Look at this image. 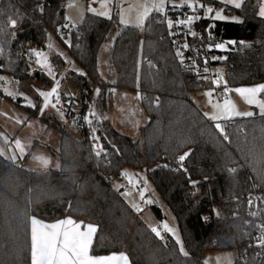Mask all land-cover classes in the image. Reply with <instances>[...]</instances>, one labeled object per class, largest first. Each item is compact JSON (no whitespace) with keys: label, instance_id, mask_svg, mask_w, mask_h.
Masks as SVG:
<instances>
[{"label":"trees","instance_id":"trees-1","mask_svg":"<svg viewBox=\"0 0 264 264\" xmlns=\"http://www.w3.org/2000/svg\"><path fill=\"white\" fill-rule=\"evenodd\" d=\"M202 1L242 18L213 20V37L248 45L218 53L216 62L227 66L228 85L264 81L263 0H244L239 9L219 0ZM67 22L66 0H0V71L21 82L51 86L52 78L41 71L36 77L30 70L33 48L44 46L48 32L58 34ZM69 35L70 53L84 70L69 73L72 85L89 90V96L99 87L96 103L103 109L112 86L138 91L149 122L134 138L107 119L96 120L106 153L98 157L84 133L76 137L54 112L44 111L41 121L60 134V168L34 171L0 155V264H31L34 216L44 221L72 216L96 224L92 254L125 251L133 264H203L206 251L220 249L237 251L233 264H264V248L254 243L245 201L256 188L264 190V114L221 120L222 134L191 97L206 87L182 66L163 13L153 11L144 27L136 28L121 24L116 13L108 18L87 12ZM113 35L108 61L116 77L103 84L98 54ZM53 60L62 70L64 60L59 55ZM16 102L30 115L40 111L39 104ZM126 167L146 171L175 216L187 256L174 237L157 236L113 186V178ZM151 206L162 218L161 207Z\"/></svg>","mask_w":264,"mask_h":264},{"label":"rangeland","instance_id":"rangeland-1","mask_svg":"<svg viewBox=\"0 0 264 264\" xmlns=\"http://www.w3.org/2000/svg\"><path fill=\"white\" fill-rule=\"evenodd\" d=\"M201 2L202 0H197ZM223 2V0H219ZM102 0H66V18L67 24H72L77 26L80 24L84 16L89 9H95L96 12L100 11H109L110 15L113 13L118 14L120 19V13L123 12L125 19L128 21V25H135L137 20L138 13L142 12L143 9L141 5L149 4L151 5V0H109L107 8L101 7ZM178 0H165V9L168 4H175ZM224 3V2H223ZM226 4V3H224ZM234 6L233 4H230ZM261 6H264V0L262 1ZM260 6V7H261ZM214 9L212 13H206V17L213 19L216 12H220L223 16L228 17L226 21H234L231 18L236 17L235 22H240L242 18L236 13H227L224 11L223 6H212ZM154 11L151 10L150 14ZM260 11V8H259ZM95 13V12H93ZM149 14V15H150ZM115 35H113L108 41H106L98 54V65L100 70V80L109 81L111 78H114L115 71L112 65L108 61V56L110 54V47L114 43ZM70 35L63 36L62 30L58 31V34L54 31H49L47 35L46 42L42 47H34L33 53L34 58L30 65V70L32 72L38 70L46 74L47 69L43 66L45 63V57L47 58L46 63L49 65L53 71L54 79L52 76L47 75L48 77L54 80L51 86H45L40 80H28L21 82L14 79L10 74L0 71V150L3 151L4 156L12 157L15 156L16 160L23 162L22 164L34 171H45L49 169H59L60 168V158H59V131L54 127H46V124L41 121L40 116L42 115L39 111L38 115H30L29 112L17 104L16 101L23 106L28 105L29 101H32L39 104L42 97L39 96L37 90L50 91L52 87L55 86V81H59V94H65L71 99L76 100V106L82 108L83 106L87 108V114L90 110L96 113L95 117L89 116V119H96L98 117V111L100 110L99 105L96 103V90L99 87H95L92 95H87L89 90H81L79 87L72 85V79L69 76L71 71L77 73H84L83 68L78 64L74 59L68 45L70 44ZM231 39H225L227 41ZM229 46H226L225 49H220L225 52ZM36 53H40V56H37ZM54 55H59L65 62V65L62 70L58 71L56 69V63L53 60ZM225 55H222V58ZM41 63H38L37 61ZM217 66V75L223 77L220 86L225 89V85L228 89L227 96L223 99H218L215 96L214 88L206 87L194 90L191 92L192 97L195 99V102L206 110L207 116H211L216 113L217 109L214 107L217 104L223 105L225 100H228L235 105L236 110L239 112H248L251 111L256 114H261V111L257 105H249L246 100L238 94L235 89L238 88H248L256 87L264 84L262 82H256L252 84H241L236 86H230L227 83L226 71L227 66L224 62L216 63ZM100 81V83H102ZM104 84V83H103ZM208 92H212L211 96L206 95ZM12 93V95H8ZM15 97V98H14ZM53 98V97H52ZM50 98L49 106L44 110L47 113L54 112L58 114L57 107H52V104H55ZM257 98L264 100L262 93L257 95ZM42 106H40L41 108ZM39 108V109H40ZM257 112V113H256ZM44 113V112H43ZM58 119L67 127V129L74 134L76 137H81L82 133L76 128L72 119H66L61 116ZM221 121V120H220ZM220 121H216L220 123ZM134 138H139L141 136V131L134 133ZM38 140L34 144L35 140ZM19 140L23 146V153L16 146V141ZM29 155L26 162L24 158ZM38 157L46 158L49 163L45 168L41 160L37 159ZM59 165V167H57ZM123 175L128 181H134L138 189L136 191L125 193L121 190L122 181L119 177H114L112 180L113 186L120 191L123 197L132 207L133 204H136L138 208L141 205L146 206L142 212H139V215L147 223V225L152 229L156 227L161 234V230L166 232L165 235H160L163 238L174 237L176 240L179 238L180 246L183 245L178 224L176 222L175 216L172 213L169 206L162 199L158 191L155 189L152 181L147 177L146 171L142 169L135 170L132 167H126L124 169ZM151 201V203L147 202ZM156 203L161 207L163 211V217L158 218L155 214L152 204ZM133 208V207H132ZM136 213L138 211L133 208ZM167 225L169 228L173 229L174 232H169L164 229V225ZM237 256V251L235 249H220V250H208L203 256V264H233Z\"/></svg>","mask_w":264,"mask_h":264},{"label":"snow or ice","instance_id":"snow-or-ice-1","mask_svg":"<svg viewBox=\"0 0 264 264\" xmlns=\"http://www.w3.org/2000/svg\"><path fill=\"white\" fill-rule=\"evenodd\" d=\"M226 4H233L235 8L239 9L241 5L244 3V0H223ZM109 3V0H102L101 7L107 8V5ZM173 8L177 7L176 5L172 6ZM141 8L143 9L142 12L138 13L137 20L135 25H133L136 28H143L145 21L149 19L150 11L154 9L155 13L162 14L165 11V0H151V5L144 4L141 5ZM89 11L95 12L99 16H104L111 18L109 11H100L96 12L95 9H89ZM206 13H212L214 11L213 8L207 7L205 9ZM120 23L128 26V21L125 19L123 12L120 14ZM259 15L261 17H264V6L260 7ZM213 20H228L229 18L226 16H223L220 12H216L213 17H211ZM201 19L200 16H188L186 20L180 21L181 24H187L191 25L194 20ZM232 20L236 21V17H232ZM11 24L15 26L16 21L12 20ZM169 29L173 27V21L168 20L167 21ZM214 27L213 25L209 26V29ZM171 34V33H170ZM191 35L195 37L197 35L196 32H191ZM209 39H212L211 34L209 32ZM175 43V41H174ZM241 44L244 45L243 41H235V40H227V41H221L218 43H215V48L217 49H225L226 46ZM247 47L248 45H244ZM184 48H188V44L183 45ZM211 47V45H209ZM2 52V50H0ZM37 56H40V53H36ZM176 55L179 57H183V53L179 50H177ZM213 59H218L217 57H213ZM47 58L45 57V63L43 66L47 69L46 74L49 76H52L54 79V74L49 65L46 63ZM38 63H41L39 60ZM206 62V61H205ZM181 63H183V59H181ZM193 66H195V61H193ZM191 70V69H189ZM205 72L208 71L207 68L204 69ZM198 74V69H197ZM2 79V78H0ZM204 79H207V77H204ZM223 77L221 75H217V77L214 80V83L217 87H219L220 83L222 82ZM59 81H55V86L52 87L50 91H42L37 90L39 92V96L43 98V106L40 108L41 114H43L44 110L49 106L50 98L55 97L56 103H59L60 96L58 93L59 88ZM225 91H228L226 85H225ZM235 91L240 94L249 105H257L261 111V114H264V100H260L257 98V95L259 93H264V84L256 86V87H248V88H238L235 89ZM97 95H99L100 90H96ZM8 95H12V93H8ZM206 95L211 96L212 92H208ZM15 98V97H14ZM138 98L139 94H138ZM29 107L35 108L36 105L34 102L29 101L28 105ZM52 107H56L55 104H52ZM217 111L216 113L209 116V118L213 121H220L225 120L229 121L232 120L235 117L238 116H247L251 117L254 115L253 112H239L236 110V107L234 104L229 102L228 100H225V103L223 105L217 104L214 106ZM58 111H60L58 109ZM63 115V113H60ZM96 113L92 110L89 111L87 115L83 117L85 122L88 125H92L93 120L89 119V116L95 117ZM205 115H208L205 113ZM215 127L224 134L225 129L220 123H216ZM93 133L96 132V129H92ZM94 140H98L99 137L93 135ZM224 139L227 140L228 136L225 134ZM16 146L20 150L21 153H23V146L21 145V142L19 140L16 141ZM93 151L95 152L96 156H101L103 153V149L100 148L97 150L96 145L93 146ZM0 155H4L3 151L0 150ZM188 154L186 153L185 156ZM185 156L180 157V161L182 162L185 159ZM12 160L13 163L16 162V157H8ZM37 159L41 160L43 166L46 168L49 161L46 158L38 157ZM59 167V165H57ZM229 171L235 172L236 169H230ZM147 203H151V201H148ZM251 203V201H250ZM133 208H135L137 211H139V208L136 204L132 205ZM252 215H255V213H252ZM83 222H76L71 217H68L66 219L58 220L54 223H45L41 220L36 219L35 217L31 218V231H30V259L31 264H113L114 261H123V264H129L128 257L124 254H120L119 256L112 255L107 257H99V256H93L90 254V251L92 249L95 234L97 232V227L93 224H85L83 225V230L81 228V225ZM164 229L169 232H174L173 229L169 228L166 224L164 225ZM154 233H156L157 236H160V231L156 227H152L151 229ZM262 230H264V226H262ZM161 239L163 237L161 236ZM261 246L264 247V236L261 237ZM177 243H181L179 238H177ZM180 251L187 256L188 253L184 250L183 245L181 244Z\"/></svg>","mask_w":264,"mask_h":264},{"label":"built area","instance_id":"built-area-1","mask_svg":"<svg viewBox=\"0 0 264 264\" xmlns=\"http://www.w3.org/2000/svg\"><path fill=\"white\" fill-rule=\"evenodd\" d=\"M173 5H176L177 7L173 8ZM207 7H210V5L208 4L205 6L203 1L178 0L175 4L167 5L163 17L166 21H173V27L171 29L168 27V34L175 52L179 50L183 53L182 58L178 56L180 61L183 59L182 66L187 70L191 69L194 71L199 82L205 87L214 88L215 96L218 99H223L227 96V92L222 86L219 85V87H217L214 83V80L217 77V59H213V57L218 58V53L221 51L220 49L215 48V43L223 40L213 37L214 27L209 29V26L213 25V21L206 17L205 9ZM188 16H200L201 19L194 20L191 25L181 24L180 21L186 20ZM204 20L208 21L207 26L200 27L201 22ZM72 28V24L65 25L62 29L63 36H68L71 33ZM191 32H196L197 35L193 37ZM209 32L212 39H209ZM205 33H207L206 36ZM184 44H188L189 47L184 48ZM209 45H211V47H209ZM193 61H195V66H193ZM205 68L208 69L207 72L204 71ZM204 77H207V79H204ZM59 96V103H56L55 97L52 98L57 110H60L58 115L66 119H72L76 128L88 138L91 146L93 147L96 145L97 150H99L101 148L100 140L93 139V135L99 137L97 121L93 119L92 125H88L83 119V117L87 115V108L82 110V108L77 107L76 100L69 98L65 94H59ZM43 103L44 101L40 99L39 105L43 106ZM61 112L63 115L60 114ZM93 128L96 129L95 133L92 131ZM118 177L122 181L121 189L123 192L130 193L138 189L135 182L128 181L123 174L118 175ZM245 201L247 202L248 225L252 231V238L255 244L262 247L261 237L264 236V230H262V226H264V190L256 188L254 191L246 195ZM145 207L146 206L141 205L138 212H142ZM252 213H255V215H252ZM161 234L165 235L166 232L162 230Z\"/></svg>","mask_w":264,"mask_h":264},{"label":"crops","instance_id":"crops-1","mask_svg":"<svg viewBox=\"0 0 264 264\" xmlns=\"http://www.w3.org/2000/svg\"><path fill=\"white\" fill-rule=\"evenodd\" d=\"M115 77H116V74H115L114 78H111V80H109V81H101V80L100 81L102 83H107V82L112 83L115 80ZM109 91H110V96L107 100L106 109L99 107L100 110L98 111V117H96L95 120L107 119L115 127H117L121 131H122V129H128L130 131V133H127V134H130V135H134L135 132L141 131L142 127L145 126L149 122V117H148L145 109L143 108V106L141 104L140 98H138V94L140 97V93L138 91H130V90L115 87V86H112L109 89ZM97 96L98 95H96V100H97ZM191 97H192V95H191ZM192 99L195 102V99L193 97H192ZM205 113H206V110H205ZM45 128H47V127H45ZM124 133H126V132H124ZM37 142H38V140L36 139L34 144H36ZM28 157H29V155H27V157L24 158L25 159L24 162L27 161ZM34 217L38 220L45 222V223H54V222L58 221V220L44 221L39 217H36V216H34ZM68 217H71V219H73L74 221H76L78 223L81 222L80 220H77L76 218H74L72 216H67V217H64L61 219H66ZM61 219H59V220H61ZM85 224H93V223H84L83 222V224L81 225L82 230H83V225H85ZM93 225H95L97 227L96 224H93ZM90 254L93 256H99V257H107V256H112V255L119 256L120 254H124L128 257L129 264H133L129 255L125 251H115V252H110L107 254H92V252L90 251ZM113 264H123V261H114Z\"/></svg>","mask_w":264,"mask_h":264},{"label":"water","instance_id":"water-1","mask_svg":"<svg viewBox=\"0 0 264 264\" xmlns=\"http://www.w3.org/2000/svg\"><path fill=\"white\" fill-rule=\"evenodd\" d=\"M233 46H231L230 48H232ZM34 74H35V76L37 77L38 75H39V71L38 70H36V71H34ZM257 113V112H256ZM122 131L123 132H126V133H130V131L128 130V129H122Z\"/></svg>","mask_w":264,"mask_h":264}]
</instances>
